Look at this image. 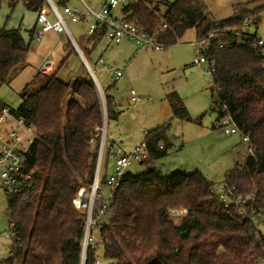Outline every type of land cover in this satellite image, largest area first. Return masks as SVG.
Wrapping results in <instances>:
<instances>
[{"label":"trees","instance_id":"trees-1","mask_svg":"<svg viewBox=\"0 0 264 264\" xmlns=\"http://www.w3.org/2000/svg\"><path fill=\"white\" fill-rule=\"evenodd\" d=\"M165 1L168 0L130 1L122 6L120 15L145 27L167 47L178 43L188 29L195 31L196 39L218 29L246 30L244 22L257 14V6L264 0L235 5L234 16L226 21H215L203 0ZM161 2L167 4L163 14ZM16 3L9 1L12 7ZM44 3L45 0H31L24 5L38 13ZM151 4L155 6L150 8ZM164 23L167 27L157 33ZM36 28L37 16L27 38L21 27L1 28L0 84L10 83L28 65ZM104 35L101 28L89 37V46L83 48L88 60ZM222 39L235 38L223 35ZM215 54L212 109L218 114L217 120L229 112L238 127L250 133L254 145L243 167L236 162L223 182L235 186V194L254 195L255 200L227 208L214 184L199 171L165 175L155 167L137 174L127 170L107 208L110 217L99 228L105 241L103 258L114 261L107 264L264 262V233L259 227L264 220V65L246 47L217 49ZM23 92L14 113L37 128L38 140L25 162L26 170L36 168V183L33 190L8 197L14 227L10 228V255L2 263L81 264L85 222L73 201L80 188H89L94 181L104 121L94 79L87 73L80 80L65 82L56 72H38ZM166 99L172 117L191 120L177 91L167 93ZM106 110L108 124L118 115L111 95H106ZM169 125L146 133L148 158L141 163L167 155L172 146L166 135ZM107 151L111 157L109 148ZM104 170V176L99 178L101 195V188L107 185V165ZM170 208L187 209L180 225L170 219ZM96 257V247L88 243L85 264H96Z\"/></svg>","mask_w":264,"mask_h":264},{"label":"rangeland","instance_id":"rangeland-1","mask_svg":"<svg viewBox=\"0 0 264 264\" xmlns=\"http://www.w3.org/2000/svg\"><path fill=\"white\" fill-rule=\"evenodd\" d=\"M54 1L58 2V0ZM173 1L175 0H168L165 2L169 3ZM203 1L207 5L215 21H226L234 16L236 11L234 8L235 5L250 0ZM149 6L153 8L155 5L151 4ZM159 6L163 14L167 9V4L161 2ZM257 8H259L257 14L250 16L254 18V22L251 21L250 24L245 27L251 33H256L264 39V1H261ZM36 16L37 13L35 11L25 7L23 0L17 1L14 7L10 6L8 0H3L0 5V30L3 27H21L22 34L27 38L29 31L35 24ZM257 17L259 21L255 24L258 20ZM68 24L76 37L78 33L75 28L78 29V27L75 24H79L82 29L86 28V24L83 22L73 23L68 21ZM195 37V31L193 29H188L176 44L158 50L152 46L137 48L136 44L134 46L132 43H129L131 46L130 52L125 48L121 49L125 43L108 45V41L104 37L90 53L89 61L97 72V77L103 90L113 95L115 99L120 102L118 107L123 111L125 121H123L122 127L119 128H116L115 125L111 123L108 131L109 135L111 133H116L117 136L122 139L124 142L121 146L122 148H130L138 139L140 142L144 141L147 131L163 124L170 123L166 135L172 142V146L167 155L153 160L152 162L148 160L145 163H134L130 167V171L137 174L145 171L149 167H155L165 175L176 172L189 173L199 171L214 184V187H219L224 181L226 172L235 167L238 159L240 160L238 161L240 168L243 167L249 151L246 142L241 140L239 134L226 135L220 128L215 127L217 113L212 109L213 103L211 95L213 92L211 94L209 90V86L213 89L212 77L205 73V67L203 65L192 66L190 64L196 54L195 47L191 44V41H193ZM38 44L39 41L31 43L28 54H33ZM100 57L104 59L108 68H103L98 63ZM120 61H123V64H121ZM127 65L130 66L131 69L126 74L124 73L125 75L121 79L113 80V70L115 68L125 70V66ZM27 67L28 69H26ZM23 70H25L23 76H26L30 73L31 69L29 65H27ZM80 72L81 68L79 62L76 56H72L69 64H65L61 69L57 70V77L65 82H73V74ZM20 73H18L10 83L0 84V105L5 104L12 109H17L20 106L23 87L25 86V84H23L24 86H19L18 83L15 82ZM110 85L113 86L109 87ZM131 88H134L138 96L145 97L147 100L141 99L136 103H130ZM97 89L98 88H96L98 94ZM172 89L177 90L182 97L191 120L174 118L171 114L166 116L164 113H161L159 116L154 115L152 105L161 101L166 102V94ZM100 103L103 113L106 102L100 100ZM165 104H167V102ZM101 139L100 135L97 149V162L99 160ZM105 142L107 145L106 128ZM107 155L109 154L107 146H105L99 167L100 179L104 176L103 172L105 171L104 167L107 165V161L109 169H113V158ZM241 157L245 158L240 159ZM101 193H104L103 195L105 196H109L110 190L108 187L103 186ZM101 198L102 197H97L95 204L96 209L99 207ZM74 207L77 212L80 213L82 220L86 223L88 211L86 209H78L75 204ZM171 209L180 208H170L169 210ZM169 214L170 219L177 225L181 224L185 216V214L182 213L175 215L169 212ZM109 217L110 212L107 210L103 216L96 218V224L89 229V236L93 237L92 244L97 250L96 264L114 262L103 258L105 241L99 235V228L103 223L108 221ZM259 220L261 221L262 219ZM10 222L11 217L8 213V196L2 191L0 186V256L3 259L9 257L11 250L12 240ZM261 222H264V220ZM259 227L264 233V223L260 224Z\"/></svg>","mask_w":264,"mask_h":264},{"label":"built area","instance_id":"built-area-1","mask_svg":"<svg viewBox=\"0 0 264 264\" xmlns=\"http://www.w3.org/2000/svg\"><path fill=\"white\" fill-rule=\"evenodd\" d=\"M3 0H0V4ZM18 1V0H8ZM24 3H29L31 0H23ZM82 8L71 6L68 4L58 5L53 0H45V3L39 8L37 13V28L33 32L31 43L40 41L43 36L49 32L66 33L67 36L74 42V36L69 29L68 21L73 23L87 22L86 35L91 37L96 34L99 29H104V36L110 42H120L124 39L132 40L138 48L152 46L156 49L164 48V44L158 41L154 34H149L145 27L139 26L133 21L125 20L118 8H122L128 3V0H106L99 9L90 7L84 0ZM259 20V18L257 17ZM254 22V18L246 19L245 26L250 22ZM167 27L164 23L159 26L157 33L163 31ZM223 35H231L235 39L223 40ZM75 43V42H74ZM194 46L196 55L193 59V64L203 65L205 73L213 78L216 71L217 57L216 50L222 48H231L241 46L248 48L251 52L256 53L264 65V39L256 33H251L249 30L233 32L229 28L218 29L210 32L203 38L195 39ZM56 68V63L51 57H46L38 66V72L41 74H50ZM123 72L115 71L114 80H119ZM99 91V97L102 102H105V96ZM103 99V100H102ZM141 100V97L136 94L134 89L131 90V101L133 103ZM215 100V98H214ZM223 109L227 110V106L223 104ZM104 117L107 116L106 106L103 108ZM100 128L101 146L99 151L98 173L94 177L91 186L86 189L80 188L77 197L74 199V204L78 209L87 210L88 217L85 223V234L83 240L84 251L88 243L93 242V237L89 236V229L96 224V218L103 216L109 206L113 192L121 182L126 171L134 163H141L148 158V147L145 141L137 143L131 150L124 151L121 148H114L110 142H105L106 121ZM220 129L226 135L239 134L241 140L246 142L249 154L254 151L250 133L242 131L237 123L232 118L231 114L226 111L220 117ZM38 140L37 128L28 124L24 118L16 115L14 109L7 105H0V186L2 191L8 196H18L25 192L31 191L35 187L36 168L30 170L25 169L27 155L35 142ZM109 148V153L113 158V171L108 175L107 186L110 190L109 196L99 194V167L101 163L102 152L104 147ZM162 147L163 143L160 142ZM214 190L219 195L220 200L224 205L229 207H237L238 205L255 200L254 195L235 194V186H230L223 182L219 187H214ZM97 197L101 198V206L96 212ZM170 213L187 214V209H171ZM95 216V218H94ZM264 222H260L263 224ZM14 227V222L11 220L10 228ZM11 232V230H10ZM11 234V233H10ZM0 256V264L2 263ZM264 264V262L262 263Z\"/></svg>","mask_w":264,"mask_h":264},{"label":"crops","instance_id":"crops-1","mask_svg":"<svg viewBox=\"0 0 264 264\" xmlns=\"http://www.w3.org/2000/svg\"><path fill=\"white\" fill-rule=\"evenodd\" d=\"M84 1L90 7L94 8V9H99V8H101V6L104 4V2L106 0H84ZM130 1H134V0H128V2H130ZM55 3L58 4V5L68 4V5H71V6L78 7V8H82L83 7V3L81 2V0H58V2H55ZM120 11H121V7L118 8V13H120ZM83 23L86 24V28H87V22H83ZM34 25L32 26V28L34 27ZM75 25H77V27H78V29L75 28V30H77V33H78L77 37L74 35L73 31L71 30V28L69 26V29L71 30V32H72V34L74 36V42L75 43L67 36L66 33H63V32L62 33L49 32V33H47V34H45L43 36V38L39 41V44H38V46L36 48V51L33 54H28L27 62L29 60L28 65H29V68L31 69L30 73L27 74L26 76H23L24 73H25L24 71L26 69H28V67H27L25 70H22V72L19 74V76L15 80V82L18 83L19 86H22L23 84H25V86H26L29 82L32 81L34 76L38 73V69L37 68H38L39 64L42 62V60L44 58L51 57L55 61L56 68L50 74H53L54 72H56V76H57V70L61 69L65 64H69L70 61H71L72 56H76V59L78 60V62L80 64L81 72L73 74L74 81L82 79L87 73H89V74H91V76L93 75L94 78H95L94 82L96 84V88H98L97 90H101L100 92L103 93L105 98H106V95H111V94H108L106 91L103 90V88H102V86H101V84L99 82V79L97 77V72L95 71V69L93 68V66L91 65L90 61L88 60V58L86 57V55H85V53L83 51L84 47H88L89 46V43H88L89 37H87V35H86V28L82 29V27L79 26V24H75ZM195 39L193 41H191V44L193 46H194ZM107 41H108V45H119V44L125 43V45H123L121 49L125 48L126 50H128V52H130V50H131V46L129 45V43H132L135 46V43L132 40H129V39H124V40H122L120 42H117V43L110 42L108 39H107ZM126 45L128 46V49H127ZM195 55H194V57H195ZM194 57H193V59H194ZM193 59L190 62V64L192 66H201V65L193 64ZM135 61H136V59H135ZM98 63L103 68H108L107 65H106V62L104 61V59L102 57L99 58ZM120 63L123 64V61H120ZM132 65H133V63H132ZM125 67H126L125 70H123L121 68H115L113 70V78L115 76V71L116 70H121L123 72V75L121 76V78H122L131 69V67L128 66V65L125 66ZM111 86H113V85H110L109 87H111ZM24 87H23V89H24ZM132 89H134V88L130 89V103H133L131 101V90ZM173 90L177 91L175 89H172L171 91H173ZM209 90L211 91V94H212V89L210 88V86H209ZM98 93H99V91H98ZM111 96L113 97V101H114V110L118 112V115H117V117L115 119L111 120L107 124V127H106L107 141L110 142L113 147L121 148L124 151H129L137 143L140 142L139 139L136 142H134V144L130 148L124 149V148L121 147L124 142L122 141V139L119 136H117L116 133H111L109 135V131L108 130H109V127H110L111 123L114 124L116 128L117 127L119 128V127H122V123H123V121H125V117H123L124 113L118 107L120 102H118L113 95H111ZM211 96H212V103H214V94H212ZM141 99H146V98L145 97H141ZM166 102H167V104H165ZM166 102H162L161 101V102H159L157 104L152 105V109L154 111V115L155 116L156 115L159 116L161 113L166 114V116L168 114L172 115V111H171L170 105H169L167 100H166ZM158 127H160V126H158ZM158 127H155L153 129H156ZM215 127L220 128V119L217 120V122L215 124ZM153 129H151V130H153ZM146 133H145V135H146ZM160 142H162V141H160ZM244 158L245 157H241L240 159H244ZM238 161H240V160L238 159L237 162ZM128 170H130V168ZM112 171H113V169L112 168L109 169V164H107V174H110ZM105 187H108V186L106 185Z\"/></svg>","mask_w":264,"mask_h":264},{"label":"water","instance_id":"water-1","mask_svg":"<svg viewBox=\"0 0 264 264\" xmlns=\"http://www.w3.org/2000/svg\"><path fill=\"white\" fill-rule=\"evenodd\" d=\"M93 79L95 80L94 76L92 75ZM24 94V92L22 93V95ZM104 119H107L104 117ZM99 161V160H98ZM98 162H97V166H96V171H95V175L98 173ZM81 264H85V251H84V248H83V251H82V261H81Z\"/></svg>","mask_w":264,"mask_h":264},{"label":"bare ground","instance_id":"bare-ground-1","mask_svg":"<svg viewBox=\"0 0 264 264\" xmlns=\"http://www.w3.org/2000/svg\"><path fill=\"white\" fill-rule=\"evenodd\" d=\"M101 91V90H100Z\"/></svg>","mask_w":264,"mask_h":264}]
</instances>
